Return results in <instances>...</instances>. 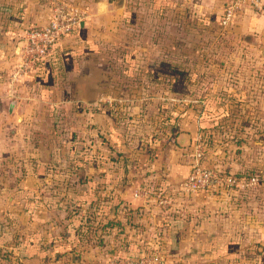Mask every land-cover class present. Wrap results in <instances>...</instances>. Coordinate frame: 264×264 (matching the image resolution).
Returning <instances> with one entry per match:
<instances>
[{
    "label": "crops",
    "instance_id": "obj_1",
    "mask_svg": "<svg viewBox=\"0 0 264 264\" xmlns=\"http://www.w3.org/2000/svg\"><path fill=\"white\" fill-rule=\"evenodd\" d=\"M71 1L84 11L83 20L60 40L41 66L13 82L11 73L22 31L47 22L50 0H0V264H106L102 250L109 243H104L103 237L97 244L74 232L70 239L65 236L67 230L60 228L65 224L59 217L66 209L61 201L64 196L77 197L79 182L100 204L107 203L98 211L114 222H109L104 234L118 228L136 236L141 230L152 233L156 229L180 264H264V160L261 175L253 173L258 176L255 185H244L253 174H233L234 185L189 194L198 202L188 200L191 206L179 212L154 205L139 187L147 183L142 184L143 179L153 178L155 188L164 190L187 171V151L201 131L195 117L200 121L210 114L203 103L221 101L218 95L189 97L202 103L197 115L191 108L180 107L178 122L172 121L161 132L156 129L157 116L151 115L153 130L147 132V105L171 98L170 94L137 93V88L161 80L151 72L143 78L140 71L152 69V60L165 59L151 49V41L141 47V39L151 40L146 24L156 19L149 6L158 8L154 10V14L159 12L158 23L167 20L185 25L178 36L167 33L165 37L179 40L174 53L191 57L193 48L196 54L200 50L205 55L207 41L220 39L215 30L228 0ZM128 26L130 36L124 31ZM144 29L148 31L144 33ZM227 33L235 54L241 49L264 62L261 14L246 9L227 25ZM190 38L199 43L187 49L184 40ZM128 45L136 53L130 65L131 79L125 78L124 69L118 70L130 50ZM185 97L176 99L184 104L189 99ZM258 99L260 106L255 112L264 121V91ZM259 129V147L263 149L262 122ZM61 132L64 138H60ZM78 136L82 145L73 140ZM142 148L151 151L149 157H138L137 149ZM79 151L85 154L83 160L74 156ZM76 165L82 168V175L60 173ZM109 165L114 167L111 176L106 174ZM125 165L119 176L117 170ZM61 184H65V192ZM77 201L78 206L83 204ZM87 204L86 209L91 200ZM139 236L141 241L147 238L143 233ZM137 241L141 243L139 238ZM154 242V236L149 237L147 243ZM132 245L118 255H131L136 246Z\"/></svg>",
    "mask_w": 264,
    "mask_h": 264
},
{
    "label": "rangeland",
    "instance_id": "obj_2",
    "mask_svg": "<svg viewBox=\"0 0 264 264\" xmlns=\"http://www.w3.org/2000/svg\"><path fill=\"white\" fill-rule=\"evenodd\" d=\"M149 7L153 9V15H155L156 19H154L152 23L146 24L148 30H151L149 34V36H151V40L141 39V47L143 48L151 41V49L159 54H162V58L165 59L152 60L149 67L153 66L154 68L151 67L152 69H147L146 72L142 70L140 71L141 76L145 74L143 78L148 76V74L150 75V72L152 71L151 74L156 73V75L160 78L156 76L154 77L161 80H159L156 85L147 84L145 88H137V93L144 96L154 95L153 93H160L163 95L166 94V96L170 94L171 98H167L165 101L161 100L163 102L159 101L157 103L147 105V121L145 122V129L147 132H151L153 130L154 124L150 123V119L152 117L149 118L151 115L157 116L158 127H156V129L159 128L160 132L161 129L170 126L172 121H174L175 124L178 122V116H176V113L180 107L183 108L186 106L187 108H191L197 115L200 112L202 103L194 102L195 100H190L189 97L200 99L206 94H210L218 95L221 100L220 104L219 102L211 101L209 103H203V107H206L204 109L210 111V114L201 118L200 121L199 118L194 116L195 120L201 125V131L198 137L193 138V148L187 151V171L180 173L177 181L172 182L169 186H166V189L164 188L166 191L172 187L175 188L174 193L177 197L175 209L179 212L184 207L191 206V204L186 203L188 200H192L195 203L198 202L197 199H191L189 194L183 193L178 188L181 182L185 179L186 175L189 173L193 163L196 162V159L193 157L196 144H200L202 147L203 156L199 159V165L204 168L217 171L218 174L242 175L247 173H257L261 175L260 164L264 160V147L263 149H260L259 147L261 137L259 134V128L260 122H262L263 126L264 121H261L259 114L255 111L259 110L260 103L258 97L259 95H263L264 91V62H261L255 54H244L241 49L238 51V54H235L233 50H231V37L227 33V26L220 25H218L215 30V32L219 33L218 37H220V39L207 41L209 49L203 51L205 52V55H202L198 49V54L195 53V50H193V43L195 46V44L199 43V40H196L197 38H190L187 42L184 40V46H187V49L193 48L192 56H178V52L174 53L173 49L178 47L179 40L165 37V35L169 33L171 35L178 36L179 33L184 31H182V28L185 25L179 22L168 23L167 20L158 23L156 20L159 19L157 16L159 12L154 14V10L157 8L156 5ZM124 16L126 19L127 15L125 14ZM148 30L144 29V33ZM124 31L130 36V26L125 27ZM207 34H209V32H207ZM130 48V46L127 47V49ZM135 56L136 53L134 49L128 50L124 55L123 65L120 67L118 66L119 71L122 72L124 69L123 74L127 79H131L132 75H134L132 74L133 69L131 70L130 65L134 62L136 58ZM158 61L168 62L169 65H174V69L164 66L158 67L157 64L154 66V64ZM179 95H183V97L186 96L185 98L189 99L184 102V104H180L179 100L176 99V96ZM154 107L155 109H153ZM77 119L80 120V117ZM77 119L76 121L78 122ZM60 138H64L62 132L60 133ZM73 140L76 144L82 145L83 140L81 136L74 137ZM262 141L264 143V136H262ZM190 146L191 145H189V147ZM137 153L139 158H144L150 155L151 151L142 148L141 151L137 149ZM74 156L76 158H81L79 160H83L85 154L82 151H79L74 152ZM91 157L94 158L95 155H92ZM80 164L82 165V163ZM126 166L128 165L120 167L119 171L117 170V174H119V176L124 174L125 168H127ZM107 169L106 174L108 176L114 174V167H112V165H109ZM130 170L132 173V168ZM69 172L75 173L76 176L83 174L82 168L77 167V165L69 168V171L67 168H63V171H60L61 174ZM174 173L178 174L179 172L178 170H174ZM153 180V178L143 179L142 184H144V182L147 183L138 186L144 191V193H147V196H144L146 200L158 206L154 201V198L156 193L163 189L155 188L157 185L153 182ZM64 185L65 184H61L60 187L61 191L65 192L66 189H63ZM76 191H80L77 197L66 198L64 196L65 200L61 201V206H63V208L66 206V209L62 211L59 217V222H61V224H65L64 226H60V228L61 230H67L65 231V236H70V239L72 237L74 238V232H76L80 238L85 239L88 236L87 232L85 231L83 236H81L82 232L78 231L77 228L81 226V224L90 223L89 220H94L100 224L108 222L109 220L103 217L102 213L98 211L107 203L103 202V204H100L101 201L98 200V197H94L93 193L92 197L90 189H86L85 191L84 186L80 184V182L79 184H76ZM210 191H213V189ZM200 192L203 191L192 194L197 195ZM91 197L92 199H90ZM78 199L83 203L81 206L77 205ZM89 200H91L92 205L86 209ZM98 201L100 206H98ZM178 212L176 214H179ZM137 229H141V227H137ZM115 230L113 233L102 235L104 243L105 241L109 243L107 244V247L102 250V253L104 254L102 259L105 260L106 264H110L113 257H122L118 255V252H121L122 249H125V247H132V243L136 245L134 246L133 252L130 251L132 254L124 257H136L139 254L144 252L146 253V251L152 247L151 244L147 243V241L155 232L150 233L148 232V229H145L143 232L141 230L136 234V236H133L128 229L123 231L115 228ZM98 233L99 230L94 233V236ZM141 233L144 234L145 238L147 236L146 239L143 238V241H141L140 236L138 237ZM32 238H34V236H32ZM61 238L62 236H60V239ZM138 238L141 243H137ZM115 240L117 244L121 246L118 247V249L113 247L117 245H115ZM91 241H95L94 237ZM160 242L164 245V241L161 238ZM110 243H113V246H111ZM70 264H84V262L76 261ZM177 264H180V262L178 261Z\"/></svg>",
    "mask_w": 264,
    "mask_h": 264
},
{
    "label": "built area",
    "instance_id": "obj_3",
    "mask_svg": "<svg viewBox=\"0 0 264 264\" xmlns=\"http://www.w3.org/2000/svg\"><path fill=\"white\" fill-rule=\"evenodd\" d=\"M246 9L264 17V0H228L220 15L219 25L227 26ZM83 18L84 11L74 5L71 0H50L47 22L40 27H27L22 31L18 40L17 61L11 73V80L16 82L19 77L41 66L60 40L78 26ZM202 156V147L196 144L193 152L196 162L193 163L189 173L179 185L180 191L192 194L236 183L232 174H218L217 171L199 165V159ZM257 182L258 177L252 175L244 185H255ZM174 190L175 188L172 187L167 191H158L154 201L160 208H176L177 197ZM144 196H147V193H144ZM154 232L155 242L146 253L136 257H113L110 264H177L172 251L161 244L159 233Z\"/></svg>",
    "mask_w": 264,
    "mask_h": 264
},
{
    "label": "trees",
    "instance_id": "obj_4",
    "mask_svg": "<svg viewBox=\"0 0 264 264\" xmlns=\"http://www.w3.org/2000/svg\"><path fill=\"white\" fill-rule=\"evenodd\" d=\"M156 64L158 65V67L159 66H161V67L164 66V67H167V68H170V69H174L173 68L174 65H169L168 62L158 61V62H156L154 64V66ZM151 67H153V66H151ZM179 73H182V72H179ZM183 74H185V73H183ZM212 125H214V124H212ZM210 127H212V126H210ZM89 222L90 223H88V224H81V226H79L77 228V230L82 232L81 236H83V233L86 231L87 234H88V236L86 237V240H92L93 237H94L95 241L93 243H97L98 244V243H100V240L102 239V234H104L106 227L110 225L109 222H114V220L112 219V220H109L106 223H101V224L98 223V222H95L94 220H91V221L89 220ZM79 229H81V230H79ZM98 230H99V233L94 236V233L97 232ZM119 256H123L124 257L125 254L122 253V255H119ZM63 264H68V262L67 263L65 262Z\"/></svg>",
    "mask_w": 264,
    "mask_h": 264
}]
</instances>
